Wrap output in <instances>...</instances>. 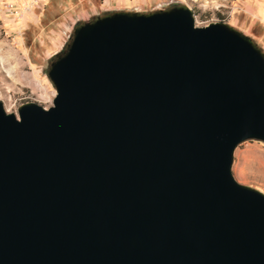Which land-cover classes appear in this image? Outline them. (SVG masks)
<instances>
[{
	"label": "water",
	"instance_id": "water-1",
	"mask_svg": "<svg viewBox=\"0 0 264 264\" xmlns=\"http://www.w3.org/2000/svg\"><path fill=\"white\" fill-rule=\"evenodd\" d=\"M48 108L0 100V264H264V52L187 6L84 20Z\"/></svg>",
	"mask_w": 264,
	"mask_h": 264
},
{
	"label": "rangeland",
	"instance_id": "rangeland-1",
	"mask_svg": "<svg viewBox=\"0 0 264 264\" xmlns=\"http://www.w3.org/2000/svg\"><path fill=\"white\" fill-rule=\"evenodd\" d=\"M192 9L197 26L223 22L264 52V0H0V100L8 112L36 102L52 105L47 72L84 20L113 11ZM236 180L264 193V142L246 140L234 152Z\"/></svg>",
	"mask_w": 264,
	"mask_h": 264
}]
</instances>
